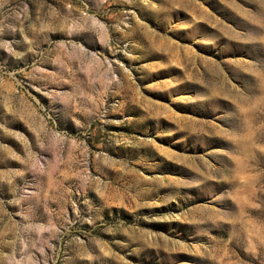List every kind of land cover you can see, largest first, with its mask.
I'll return each mask as SVG.
<instances>
[{
    "label": "rangeland",
    "instance_id": "rangeland-1",
    "mask_svg": "<svg viewBox=\"0 0 264 264\" xmlns=\"http://www.w3.org/2000/svg\"><path fill=\"white\" fill-rule=\"evenodd\" d=\"M0 264H264V0H0Z\"/></svg>",
    "mask_w": 264,
    "mask_h": 264
}]
</instances>
